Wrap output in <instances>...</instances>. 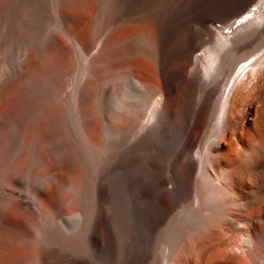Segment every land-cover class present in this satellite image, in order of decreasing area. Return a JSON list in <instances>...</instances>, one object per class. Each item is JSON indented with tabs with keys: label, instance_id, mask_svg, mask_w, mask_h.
<instances>
[{
	"label": "bare ground",
	"instance_id": "obj_1",
	"mask_svg": "<svg viewBox=\"0 0 264 264\" xmlns=\"http://www.w3.org/2000/svg\"><path fill=\"white\" fill-rule=\"evenodd\" d=\"M119 3L0 0V174L17 175L15 186L38 173L50 179L30 203L48 215L44 204L64 181L40 150L69 162L55 151L58 107L38 81L49 74L58 86L74 72L70 42L82 64L68 107L88 144L106 149L114 138L111 172L131 192L132 238L145 242L143 259L135 250L129 264H264V0H202L180 12L178 35L165 0L115 15ZM206 36L214 42L204 49ZM129 130L134 142L124 146ZM109 198L100 177L80 201L83 228L48 230L41 264L65 259L70 244L100 256L120 210L106 208ZM22 204H0V225L13 217L23 226ZM7 233L0 240L23 234ZM12 264H33L32 255L14 252Z\"/></svg>",
	"mask_w": 264,
	"mask_h": 264
},
{
	"label": "rangeland",
	"instance_id": "obj_2",
	"mask_svg": "<svg viewBox=\"0 0 264 264\" xmlns=\"http://www.w3.org/2000/svg\"><path fill=\"white\" fill-rule=\"evenodd\" d=\"M118 1H120V3L117 4L115 10L112 11L115 15H129V12H133L139 8L138 4H145L146 2V0ZM198 2L202 3V0H165V4H169L166 10L174 16V32H176L177 35L178 24L181 17L180 12L195 7ZM49 21L51 25L54 24V29L60 31L59 28L57 29L56 23H54V16H52ZM207 25L212 27L213 25L223 24L220 21L211 20L207 22ZM213 42L212 36H206V42L203 48L207 49L210 43V46H212ZM65 47L69 55L73 59L75 58L76 66L73 70L75 73L72 72L69 78H66L65 81H61L58 86L55 85L54 81H49V74L40 75V78L44 81H38L43 85L45 93L48 96L47 106L49 108L53 105L58 107L55 151L57 156L66 157L69 163L63 166L58 165L50 151L44 148L40 150L43 155L41 161L44 163L47 170L52 172L57 171L64 183L62 186L57 184L59 196L56 198V201L53 204H44L48 212V215L44 216L42 213L32 209L30 203L36 200L35 197L38 195V192H40L41 185L49 182L50 179L41 178L38 173L37 177L39 178H23L19 182V185L15 186L13 181L14 177H17V175H8V173L0 174V204L9 199L22 197L25 202L22 206H27V208H29L23 226L17 227L13 217H10L5 223L0 225V231L4 237L8 235L7 232H9V235L14 233V231L23 233L22 236L17 239L18 241L12 238L6 241L0 240V245L3 243L2 247L0 246V249H2L0 250V264H8L9 261V264H12L14 252L17 253L22 251L32 255L33 264H41V248L42 245L45 244L48 230L53 229L58 235H63L64 231L67 233L72 230L79 232L85 223L84 221L80 222L76 220L78 219L76 213L80 210V201L84 198V195L92 197L97 179L100 177H105L110 186V198L106 202V208H109L110 211L118 208L121 210V212L120 210H116L117 215L116 217L114 216V220L110 224L111 244L108 243L102 254L97 258H95L96 256L91 257L87 255L88 253L82 245L70 244L67 247L69 254L65 259L62 257H54L49 264H83L85 260L88 261V264H129L130 257L135 250L143 259L145 242L132 238V226L128 224V218H131L132 214L130 201L131 192L127 185L111 172L112 166H115L114 159L112 158L115 154L113 144L114 138L110 139V144L107 145L106 149L100 145L94 147L88 144L78 128L77 121L75 120L76 118L68 107L70 106L68 99L77 82V73L79 68H81L82 59H78L74 47L70 42H65ZM109 111L113 114L112 108H109ZM64 113H66V115ZM129 131L125 134L124 146H128L134 142L133 133L131 130ZM129 141L131 142L129 143ZM35 160L36 159L33 158L31 165L38 167ZM15 205L16 204L13 205V208H15ZM111 212L115 215L114 211ZM65 215L64 221L66 224L64 225L59 219ZM141 231H143V229ZM143 232L147 239L149 237L147 236L148 231L146 232V230H144ZM165 247L166 246H161L160 248L162 250H160V248L158 249V259L163 256L162 252L164 253ZM56 248L58 249V245H54L53 250L56 251ZM8 257H10V259ZM136 264H138V260ZM143 264H148L147 258L144 260Z\"/></svg>",
	"mask_w": 264,
	"mask_h": 264
}]
</instances>
